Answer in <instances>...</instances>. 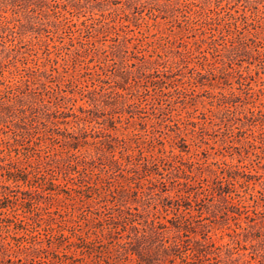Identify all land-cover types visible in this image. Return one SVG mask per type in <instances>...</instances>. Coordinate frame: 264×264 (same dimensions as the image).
<instances>
[{"label":"rangeland","instance_id":"374dc122","mask_svg":"<svg viewBox=\"0 0 264 264\" xmlns=\"http://www.w3.org/2000/svg\"><path fill=\"white\" fill-rule=\"evenodd\" d=\"M0 264H264V0H0Z\"/></svg>","mask_w":264,"mask_h":264},{"label":"trees","instance_id":"16d2710c","mask_svg":"<svg viewBox=\"0 0 264 264\" xmlns=\"http://www.w3.org/2000/svg\"><path fill=\"white\" fill-rule=\"evenodd\" d=\"M75 139H76V140H75L74 142L69 143V147L72 148V149H78V148L83 144V143H80V140H79L78 137H76ZM84 143H85V141H84ZM113 162L116 163V161H113ZM116 164H117V163H116ZM9 175L12 176L13 178H16V176L13 175L12 173H10ZM24 249H27V247L23 246V247L20 248L19 250H21V252H26V251H24ZM29 254H30V252L27 253V255H29ZM31 259H32V261H34V257L31 258ZM19 260H21V259H19ZM10 261H11V260L8 259V262H10Z\"/></svg>","mask_w":264,"mask_h":264}]
</instances>
